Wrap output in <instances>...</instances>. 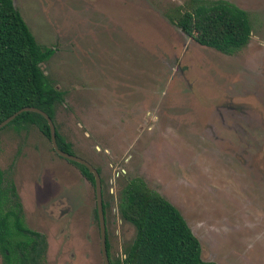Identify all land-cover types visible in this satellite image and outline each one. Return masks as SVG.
<instances>
[{"label":"rangeland","instance_id":"obj_1","mask_svg":"<svg viewBox=\"0 0 264 264\" xmlns=\"http://www.w3.org/2000/svg\"><path fill=\"white\" fill-rule=\"evenodd\" d=\"M13 1L37 43L56 48L43 64L64 92L56 124L101 171L110 257L134 239L118 205L139 176L181 211L203 259L264 264V0H229L252 25L233 55L167 18L186 0ZM68 162L34 126L0 131L5 180L47 240L40 264H103L94 187Z\"/></svg>","mask_w":264,"mask_h":264},{"label":"trees","instance_id":"obj_2","mask_svg":"<svg viewBox=\"0 0 264 264\" xmlns=\"http://www.w3.org/2000/svg\"><path fill=\"white\" fill-rule=\"evenodd\" d=\"M166 16L196 43L227 55L244 48L252 35L248 12L228 0H186ZM51 54L52 49L37 43L14 1L0 0V122L24 106L53 119L54 106L64 97L42 68ZM9 124H33L49 137L47 121L37 112L23 111ZM56 141L60 149L69 150L57 132ZM74 163L93 182L87 168ZM1 181L0 170V188ZM6 192L0 189V253L6 264H14L35 251L38 234L26 228L15 205L3 207ZM118 207L121 217L134 226L135 236L112 264H220L203 259L200 241L181 211L141 177L126 181Z\"/></svg>","mask_w":264,"mask_h":264},{"label":"flooded vegetation","instance_id":"obj_3","mask_svg":"<svg viewBox=\"0 0 264 264\" xmlns=\"http://www.w3.org/2000/svg\"><path fill=\"white\" fill-rule=\"evenodd\" d=\"M229 1V0H228ZM231 2V1H230ZM237 5V4H236ZM238 6V5H237ZM245 10V9H244ZM179 28V27H178ZM188 36V35H187ZM47 48H50V49H52V54L55 52V50H56V48L55 47H47ZM52 54L50 55V57L52 56ZM224 54V53H223ZM49 57V58H50ZM49 58L47 59V60H49ZM47 60H45L43 63H42V68H43V64L47 61ZM44 71V70H43ZM45 73V72H44ZM46 74V73H45ZM47 76V75H46ZM48 77V76H47ZM50 80V79H49ZM51 81V80H50ZM58 89V88H57ZM60 90V89H59ZM62 91V90H61ZM63 92V91H62ZM63 97H64V92H63ZM64 101V100H63ZM62 101V102H63ZM62 102H58L59 104L60 103H62ZM58 103H56L55 104V106H54V116H53V119H52V121H53V123H54V126H55V129H56V132L57 133H59L62 137H63V135L59 132V129H58V127H57V124H56V120H55V107H56V105L58 104ZM45 118V117H44ZM12 121V120H11ZM10 121V122H11ZM47 121V120H46ZM9 122V123H10ZM9 123L8 124H6L5 126H3L2 128H0V131L2 130V129H4L7 125H9ZM47 124H48V122H47ZM10 125H13V124H10ZM27 126H34V127H36L35 125H33V124H28V125H22V126H16V125H13V128H14V130H16V131H19V130H21V129H23V128H26ZM37 129H38V131L42 134V135H44L47 139H49V141H50V138L49 137H47L42 131H40V129L38 128V127H36ZM48 130H49V126H48ZM64 138V137H63ZM64 141L65 142H67L68 144H69V150L68 151H66V150H63V151H66V152H69V153H71V154H73L70 150H71V143L69 142V141H67L65 138H64ZM51 143V142H50ZM58 145V144H57ZM51 150H52V152L54 153V154H56L58 157H60V158H63V159H65V160H67V161H69V162H71V163H74L75 161H72V160H68V159H66V158H64V157H62V156H60L59 154H57L55 151H54V149H53V147H52V145H51ZM62 150V149H61ZM108 150V149H107ZM75 155V154H74ZM128 155V154H127ZM126 155V156H127ZM126 156H125V158H124V160L126 159ZM68 162V163H69ZM78 163V162H77ZM80 164V163H79ZM72 165H75V166H77L78 168H79V166L77 165V164H72ZM82 165V164H81ZM84 166V165H83ZM107 167H105V168H103V169H106ZM97 170H98V172H99V174H100V178H101V186H102V184H103V180H102V177H101V171L98 169V168H96ZM0 170H1V182H2V187L0 188V189H2V190H5V191H7L6 192V199H7V202H5L3 205V207L5 208V209H7L8 208V206H10V205H12V206H14L15 205V207H16V210H17V212H18V216L21 218V220H22V222H23V224L26 226V228H28L29 230H31V231H34V232H36L37 234H38V236L35 238V240H36V247H35V251H33V252H29V255H28V257L27 258H22V257H20V259L22 260V262L21 261H18V263H14V264H40V262H41V260H45V257H46V250H45V248H46V243H47V240L45 239V237H44V235L42 234V233H40V232H38V231H36V230H33V229H31L28 225H27V223L25 222V215H24V212H23V206H22V203H21V200L19 199V195L17 194V192H16V188H15V186H14V184L11 182V181H6L5 180V178H6V176H5V172L3 171V169L0 167ZM79 170H80V168H79ZM88 170V169H87ZM80 172H81V170H80ZM89 172V171H88ZM121 172H125L124 171V169L123 168H121ZM82 173V172H81ZM82 175H84L83 173H82ZM85 176V178H87L88 180H90V182H91V184L93 185V187H94V180H93V182L91 181V179H89L86 175H84ZM133 177H136V176H133ZM133 177H128L126 180H125V182H124V184L126 183V181L127 180H129V179H131V178H133ZM139 177V176H138ZM143 179V178H142ZM4 181H6L7 183L5 184V185H3V182ZM146 182V181H145ZM124 184H123V186H124ZM148 185V184H147ZM122 186V187H123ZM122 187H121V189H122ZM121 189H120V192H121ZM94 194H95V188H94ZM119 201H120V195H119ZM102 204H103V213H104V219H105V227H106V248H107V254H108V258H109V261H110V264H112V260H114V259H112L111 257H110V250H109V248H110V245H109V241H108V235H107V220H106V203L104 202V199H103V189H102ZM119 208V207H118ZM120 213V212H119ZM121 215V214H120ZM94 216H95V218H96V220H97V223H98V218H97V210H96V200H95V207H94ZM98 228H99V225H98ZM99 237H100V232H99ZM201 244V243H200ZM109 245V246H108ZM29 250H30V248H29ZM100 253H101V246H100ZM201 254H202V248H201ZM0 256L2 257V260H3V262H4V264H6L5 263V260H4V258H3V256L1 255V253H0ZM101 258H102V263L104 264V261H103V257H102V253H101ZM117 264H120V263H117Z\"/></svg>","mask_w":264,"mask_h":264},{"label":"water","instance_id":"obj_4","mask_svg":"<svg viewBox=\"0 0 264 264\" xmlns=\"http://www.w3.org/2000/svg\"><path fill=\"white\" fill-rule=\"evenodd\" d=\"M23 111H33V112H37V113L43 115L48 122L49 138H50V142H51V145H52L54 151L57 154H59L60 156L66 158L68 160H72V161H75V162H78V163L84 165L88 169V171L93 175V177H94V188H95L96 210H97V218H98V225H99V232H100L101 253H102L104 264H110L108 254H107V248H106V227H105V219H104L103 204H102L101 178H100V174H99L98 170L92 164H90L88 161H86L85 159L78 157L74 154H71L69 152L63 151L58 147L57 141H56V129H55V126H54L52 119L50 118V116L46 112H44V111H42L36 107L24 106V107L20 108L19 110H17L13 114H11L10 116H8L4 120H2L0 122V128L5 126L6 124H8L19 113H21Z\"/></svg>","mask_w":264,"mask_h":264}]
</instances>
